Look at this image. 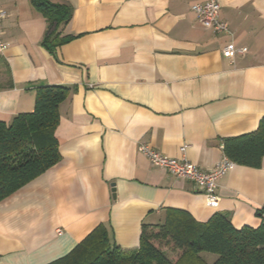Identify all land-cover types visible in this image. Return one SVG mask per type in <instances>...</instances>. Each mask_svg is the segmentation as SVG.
<instances>
[{"label": "crops", "instance_id": "0c3cea01", "mask_svg": "<svg viewBox=\"0 0 264 264\" xmlns=\"http://www.w3.org/2000/svg\"><path fill=\"white\" fill-rule=\"evenodd\" d=\"M63 1L73 9L63 32L72 40L53 54L31 0H0L10 44L0 55V121L32 113L41 87L69 89L56 132L61 161L0 203V264H51L98 228L111 245L138 248L143 225L169 209L259 227L264 159L219 181L215 210L194 183L152 166L139 144L210 171L226 139L258 129L264 0H218L230 34L199 23L192 8L204 0ZM230 46L245 52L227 58Z\"/></svg>", "mask_w": 264, "mask_h": 264}, {"label": "trees", "instance_id": "16d2710c", "mask_svg": "<svg viewBox=\"0 0 264 264\" xmlns=\"http://www.w3.org/2000/svg\"><path fill=\"white\" fill-rule=\"evenodd\" d=\"M31 2L47 21L42 44L54 54L72 40L63 32L73 9L63 0ZM68 95L65 87H41L32 113L19 114L10 123L0 121V203L61 161L56 132L60 106ZM223 151L236 166L261 168L264 118L254 133L226 139ZM263 214L264 208L258 212ZM202 254L217 256L212 264H264V220L257 228L237 229L229 214L217 213L207 222H198L188 212L169 209L161 223L143 225L138 248L113 246L106 231L98 228L51 264H209Z\"/></svg>", "mask_w": 264, "mask_h": 264}, {"label": "built area", "instance_id": "2783aa9c", "mask_svg": "<svg viewBox=\"0 0 264 264\" xmlns=\"http://www.w3.org/2000/svg\"><path fill=\"white\" fill-rule=\"evenodd\" d=\"M199 23L206 30L215 34L228 33L230 29L228 24L220 19V3L218 0H204L203 4L193 6ZM7 17V13L0 11V55L4 56L8 51L10 44L4 40L2 21ZM245 50L235 49L233 46L224 49V55L227 58L233 57L236 53H244ZM186 148H182L185 152ZM139 151L147 158L152 166L162 168L175 176L177 179L186 180L195 184L198 193L204 198L205 207L218 210L221 203V197L216 193L219 181L228 173L232 172L236 164L226 155H223L217 166L210 171H204L186 159H173L157 151L148 144H139ZM264 220V214L262 216ZM61 234V231H58Z\"/></svg>", "mask_w": 264, "mask_h": 264}, {"label": "rangeland", "instance_id": "374dc122", "mask_svg": "<svg viewBox=\"0 0 264 264\" xmlns=\"http://www.w3.org/2000/svg\"><path fill=\"white\" fill-rule=\"evenodd\" d=\"M202 257L209 264H212L217 259V256L211 254H202Z\"/></svg>", "mask_w": 264, "mask_h": 264}]
</instances>
